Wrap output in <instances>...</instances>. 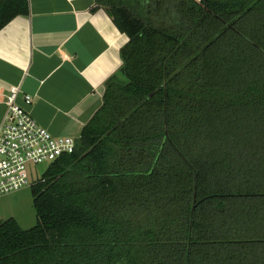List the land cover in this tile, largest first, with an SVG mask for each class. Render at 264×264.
<instances>
[{"label": "trees", "instance_id": "16d2710c", "mask_svg": "<svg viewBox=\"0 0 264 264\" xmlns=\"http://www.w3.org/2000/svg\"><path fill=\"white\" fill-rule=\"evenodd\" d=\"M97 1L123 65L0 264H264V0ZM29 13L0 0V30Z\"/></svg>", "mask_w": 264, "mask_h": 264}, {"label": "crops", "instance_id": "0c3cea01", "mask_svg": "<svg viewBox=\"0 0 264 264\" xmlns=\"http://www.w3.org/2000/svg\"><path fill=\"white\" fill-rule=\"evenodd\" d=\"M30 13L0 30V128L7 94L55 136L80 138L104 103L129 41L97 0H29ZM33 96L32 105L23 96Z\"/></svg>", "mask_w": 264, "mask_h": 264}, {"label": "built area", "instance_id": "2783aa9c", "mask_svg": "<svg viewBox=\"0 0 264 264\" xmlns=\"http://www.w3.org/2000/svg\"><path fill=\"white\" fill-rule=\"evenodd\" d=\"M6 97L8 110L0 128V195L29 183V163L53 162L73 153L78 143L73 136H55L40 125L19 102V88L11 89ZM33 99L30 94L23 96L27 105Z\"/></svg>", "mask_w": 264, "mask_h": 264}, {"label": "rangeland", "instance_id": "374dc122", "mask_svg": "<svg viewBox=\"0 0 264 264\" xmlns=\"http://www.w3.org/2000/svg\"><path fill=\"white\" fill-rule=\"evenodd\" d=\"M50 164V161L29 163V183L16 191L0 195V221L15 217L23 228L33 227L37 223L32 185L43 176Z\"/></svg>", "mask_w": 264, "mask_h": 264}, {"label": "water", "instance_id": "95a60500", "mask_svg": "<svg viewBox=\"0 0 264 264\" xmlns=\"http://www.w3.org/2000/svg\"><path fill=\"white\" fill-rule=\"evenodd\" d=\"M195 208H196V204H194L193 207H192V215H191V232H192V228H193V221H194ZM189 243H191V237H190ZM189 261H190V253L188 254V260H187V263H188V264H189Z\"/></svg>", "mask_w": 264, "mask_h": 264}]
</instances>
